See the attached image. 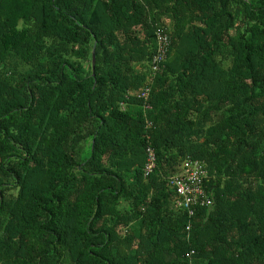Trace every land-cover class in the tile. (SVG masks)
<instances>
[{"label": "trees", "instance_id": "obj_1", "mask_svg": "<svg viewBox=\"0 0 264 264\" xmlns=\"http://www.w3.org/2000/svg\"><path fill=\"white\" fill-rule=\"evenodd\" d=\"M0 264H264V0H0Z\"/></svg>", "mask_w": 264, "mask_h": 264}, {"label": "built area", "instance_id": "obj_2", "mask_svg": "<svg viewBox=\"0 0 264 264\" xmlns=\"http://www.w3.org/2000/svg\"><path fill=\"white\" fill-rule=\"evenodd\" d=\"M170 24H162L156 29V49L150 61L153 73L160 71L167 61L170 45ZM151 86H146L139 91V97L148 100ZM149 107V106H146ZM157 156L153 147L147 148V161L144 167L145 175L148 176L156 168ZM209 179L208 169L204 162L199 160H186L183 164V172L170 176V187L176 193L175 202L178 208L186 210L193 217L200 206H212L213 194L207 187Z\"/></svg>", "mask_w": 264, "mask_h": 264}, {"label": "water", "instance_id": "obj_3", "mask_svg": "<svg viewBox=\"0 0 264 264\" xmlns=\"http://www.w3.org/2000/svg\"><path fill=\"white\" fill-rule=\"evenodd\" d=\"M95 64H96V54H95V51H93V56H92V66H93V70L95 69Z\"/></svg>", "mask_w": 264, "mask_h": 264}]
</instances>
